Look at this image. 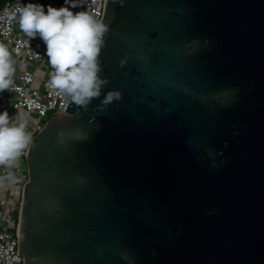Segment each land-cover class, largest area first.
Wrapping results in <instances>:
<instances>
[{"label": "water", "instance_id": "1", "mask_svg": "<svg viewBox=\"0 0 264 264\" xmlns=\"http://www.w3.org/2000/svg\"><path fill=\"white\" fill-rule=\"evenodd\" d=\"M99 20L101 96L26 152L22 264H264V0H102Z\"/></svg>", "mask_w": 264, "mask_h": 264}, {"label": "clouds", "instance_id": "2", "mask_svg": "<svg viewBox=\"0 0 264 264\" xmlns=\"http://www.w3.org/2000/svg\"><path fill=\"white\" fill-rule=\"evenodd\" d=\"M121 6L125 0H113ZM64 7L55 8L39 3L23 4L17 0L9 19H15L19 28L31 39L37 36L46 45V55L53 69L50 86L69 104L87 107L108 83L101 78L100 54L105 45L108 26L88 10L73 12L71 8L88 4V0H65ZM124 61H121L123 65ZM13 61L7 47L0 43V92L13 85ZM118 92L109 91L102 103L107 105L118 99ZM28 115L17 109L15 115L0 112V166L11 169L16 166L23 152L33 145L28 131ZM62 135V133H61ZM9 171L0 177V187L5 180H12Z\"/></svg>", "mask_w": 264, "mask_h": 264}, {"label": "built area", "instance_id": "3", "mask_svg": "<svg viewBox=\"0 0 264 264\" xmlns=\"http://www.w3.org/2000/svg\"><path fill=\"white\" fill-rule=\"evenodd\" d=\"M102 0H88L87 5L71 8L73 12L88 10L99 19V6ZM21 3H39L55 8L64 6L65 0H20ZM17 0H5L0 4V43H3L13 61V85L10 90L0 92V112L8 111L10 116L17 109L28 115V131L34 137L48 122L54 111L67 113L69 103L50 86L53 69L46 55V45L37 36L28 37L15 19L10 20ZM28 150V149H27ZM27 150L23 152L15 167L10 170L0 166V177H6L9 171L12 180H5L0 187V264H22L23 257L18 255L16 239L20 209L22 204L23 170L26 164Z\"/></svg>", "mask_w": 264, "mask_h": 264}, {"label": "rangeland", "instance_id": "4", "mask_svg": "<svg viewBox=\"0 0 264 264\" xmlns=\"http://www.w3.org/2000/svg\"><path fill=\"white\" fill-rule=\"evenodd\" d=\"M20 168L24 171L21 177V180L24 182L27 179V166L25 163H21Z\"/></svg>", "mask_w": 264, "mask_h": 264}, {"label": "trees", "instance_id": "5", "mask_svg": "<svg viewBox=\"0 0 264 264\" xmlns=\"http://www.w3.org/2000/svg\"><path fill=\"white\" fill-rule=\"evenodd\" d=\"M5 0H0V4H2Z\"/></svg>", "mask_w": 264, "mask_h": 264}]
</instances>
